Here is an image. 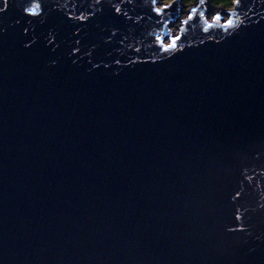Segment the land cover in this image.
<instances>
[{"label":"water","instance_id":"95a60500","mask_svg":"<svg viewBox=\"0 0 264 264\" xmlns=\"http://www.w3.org/2000/svg\"><path fill=\"white\" fill-rule=\"evenodd\" d=\"M29 2L0 14V264H264V3L219 45L198 21L183 54L130 64L168 28L112 19L116 0ZM233 190L246 233H225Z\"/></svg>","mask_w":264,"mask_h":264},{"label":"snow or ice","instance_id":"6c2138e0","mask_svg":"<svg viewBox=\"0 0 264 264\" xmlns=\"http://www.w3.org/2000/svg\"><path fill=\"white\" fill-rule=\"evenodd\" d=\"M103 2L104 0H94V6H98L99 11L103 12ZM264 3V0H261ZM253 3V0H116L115 3L111 5V14L112 19L123 21L125 24L132 22L133 26H140V22L144 20L152 21L154 24L159 25L163 28H168V34H160L156 32L149 33L150 36H154V40H149L148 45L154 49L153 55L158 59L150 60H132L129 57L130 64H157L165 59L171 60L177 54H183L185 47L191 48L192 44L184 43L186 34L188 30L192 29L198 21L203 22L206 27L203 31L208 33L207 36L203 37L201 43L213 42L217 45L221 44L224 40H227L229 37L238 35L244 29L250 27L251 20L249 23H245L244 19L239 21L240 27H237L236 20L234 17L240 16L241 12H244V16L247 17L246 9L250 4ZM191 5V7H189ZM177 8H180L183 12V18L177 16L174 20L173 16L176 15ZM140 9V11H137ZM9 10V0H0V14L7 15ZM43 4L41 0H30L29 4L23 8V13L26 17H33L38 19L42 15ZM54 11H59V9H54ZM130 12L135 13V19L133 15H130ZM96 15L95 10L91 12L90 15L86 16L81 12L78 16H72L65 13V20L71 21L73 19L79 20L81 24L88 21L90 22L92 18ZM264 19V17H262ZM224 22L220 24L222 29L227 30V34L222 36L220 39H217L216 35L210 33V29L213 27V24H219L220 21ZM34 22L30 20L29 23ZM259 24V21H254ZM235 28V31L232 29ZM5 29L0 25V35L3 34ZM24 34L27 35V30L24 31ZM110 36L115 38L117 32L113 31L110 33ZM75 43L79 45L81 42L79 40V33H76ZM124 40L128 39V36L125 35ZM135 39V37H134ZM48 46H51V50L55 51L58 47L54 35H49L47 37ZM111 43V40L108 41ZM36 41L32 40L31 43L25 42L24 47L31 48ZM141 45H144L145 41L143 38L139 40ZM133 50L136 53L141 52V47H136L133 45ZM79 47L75 48V51L70 49V55L72 57L76 56V53L80 52ZM92 55L91 52L87 53ZM75 62V60H73ZM117 64L120 61H116ZM91 63V61H89ZM54 67V64L50 65ZM99 67V65H97ZM119 73H117L118 75ZM247 176V173H244ZM249 183L252 182L253 177H248ZM242 192L241 190H233L230 193V203L233 204V223L230 225H225V233H246L248 232V225L246 223V213L247 209L245 208L244 212H241V208H244L243 204H240ZM214 201V200H213ZM239 205V207H236ZM261 208H264V203L260 205ZM256 252V249H252L249 252V255H252Z\"/></svg>","mask_w":264,"mask_h":264},{"label":"rangeland","instance_id":"374dc122","mask_svg":"<svg viewBox=\"0 0 264 264\" xmlns=\"http://www.w3.org/2000/svg\"><path fill=\"white\" fill-rule=\"evenodd\" d=\"M189 7H191V5H189ZM183 15H184V14H183V12H182L181 9H180V10H179V15H178V16H179L180 18H183Z\"/></svg>","mask_w":264,"mask_h":264}]
</instances>
